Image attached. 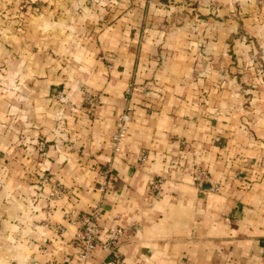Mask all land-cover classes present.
<instances>
[{"label": "crops", "instance_id": "crops-1", "mask_svg": "<svg viewBox=\"0 0 264 264\" xmlns=\"http://www.w3.org/2000/svg\"><path fill=\"white\" fill-rule=\"evenodd\" d=\"M115 1L112 28L100 40L122 53L124 68L110 75L94 44L74 45L66 30L43 42L37 29L23 27L18 9H3L12 25L0 31V264L74 262L78 223L65 213L97 202L100 239L124 228L122 264H264V93L234 113L207 78L197 77L194 90L179 80L193 63L196 40L216 54L233 32L231 17L217 28L211 12L227 14L241 0H184V9L204 10L210 27L183 42L177 29L159 23L170 13L168 0ZM145 6L151 28L139 45ZM134 67L140 86L122 148L112 154L114 122ZM83 84L99 94L92 117L80 109ZM144 87L154 90L144 94ZM197 167L210 172L216 190L196 186ZM105 171L110 183L102 193L96 183ZM42 175L47 179L35 182ZM154 176L161 184L150 192ZM56 184L65 191L52 199ZM106 258L98 248L86 264Z\"/></svg>", "mask_w": 264, "mask_h": 264}, {"label": "rangeland", "instance_id": "rangeland-1", "mask_svg": "<svg viewBox=\"0 0 264 264\" xmlns=\"http://www.w3.org/2000/svg\"><path fill=\"white\" fill-rule=\"evenodd\" d=\"M183 3H185L184 0H168L164 6L165 9L170 11V13L167 12L168 18L159 22L162 24L163 29H177L180 33L181 42L184 41L183 39L198 37V33L202 32L203 28L208 29L210 27L207 19L208 15L203 12L204 10H200L196 6L193 10L184 9L182 7ZM186 4L188 5V3H185L184 6ZM10 6L18 9L15 11L22 14L20 18L23 20V27L37 29L36 36L43 42H46L51 34L62 35L66 30L70 33V37L74 38V45L79 43L94 44L96 47V60L107 75H110L112 70H122L124 68L123 65L119 64L122 61V53L111 50L113 47L109 48V42H102L100 36L103 31L112 28L113 20L111 18L116 14V9L119 7L115 0H2L0 4V31L2 33L9 32L7 29L12 25V22H6L10 13L8 12L6 16L5 10H3ZM121 14L126 16L123 13ZM210 15L215 17L217 28L221 23H224L225 18L231 17L233 32L223 38V49L217 51L216 54L208 51L202 40H196L195 49L192 50L193 63H190L191 67L186 68L185 75L179 77V80L181 79V84H186L190 86V90H194L197 77L207 78L210 81L209 86L215 94H220L218 98L223 101L222 107H228L234 113H239L253 105L252 98L256 97L257 94L264 93V0H241V3L234 4L232 10L227 14L213 10ZM1 18L4 20L2 21ZM148 22V6H145L142 17L137 24L140 31L139 45L146 41L148 27L151 28V24ZM1 27L5 29L1 30ZM14 27L22 26L15 24ZM211 27L214 28L213 25ZM203 36L202 38H205ZM135 72L136 68L134 67L122 91L119 115L122 112L131 111L135 87L140 86L136 80ZM168 73L176 75L171 72ZM78 89L81 94L80 109L86 111L92 117L99 104V94L87 84L79 85ZM14 90L16 88L11 91ZM153 90V88L144 87V94H151ZM60 94L62 97L59 96ZM55 95L59 100L65 101L62 90H57ZM118 116L114 122L112 135L116 130L115 124ZM40 142L43 145L45 143L44 139H39L38 143ZM110 145L112 150L111 138ZM140 153H143L146 159L145 149H141L138 154ZM112 154H114L113 151ZM2 157L0 156V159ZM201 169L206 171L207 176L199 184V180H195L194 177L196 172ZM43 176L45 175L33 179L36 180L35 182L40 183L43 181ZM159 178L154 176L149 180L147 187L150 192L157 191L160 187L162 178ZM192 178L197 187L202 188L205 185L208 188L212 187L214 190L218 188L217 181L211 177L210 172L204 167L195 168ZM151 181L159 184L158 188H152ZM100 182L101 179L97 181L96 187H99ZM82 212L84 211H80V213Z\"/></svg>", "mask_w": 264, "mask_h": 264}, {"label": "built area", "instance_id": "built-area-1", "mask_svg": "<svg viewBox=\"0 0 264 264\" xmlns=\"http://www.w3.org/2000/svg\"><path fill=\"white\" fill-rule=\"evenodd\" d=\"M62 97V95H59ZM130 121V112H122L116 120V130L111 137L112 151L119 153L126 137L128 123ZM39 148H44L43 143H39ZM139 160H145L143 153L139 154ZM205 170H198L195 175V180H199V184L206 178ZM47 178L44 177L43 180ZM110 183V171H105L101 178L99 190L104 193ZM151 187L156 189L159 184L151 181ZM64 188L56 184L50 192V198H56L64 193ZM103 215V208L100 202L95 203L87 211L82 213L68 211L65 213V218L74 217L78 223V230L72 239V244L75 249V261L67 264H86L88 259L95 253L98 248H102L107 252V258L103 260L102 264H122V254L119 251V245L122 236L124 235V228L117 226L114 228L105 239L99 238L101 218ZM57 230L62 232L63 226L57 225Z\"/></svg>", "mask_w": 264, "mask_h": 264}]
</instances>
